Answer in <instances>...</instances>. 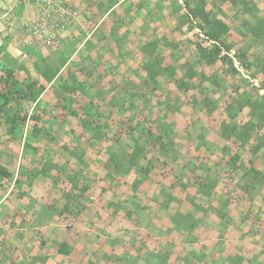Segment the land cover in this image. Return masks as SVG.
<instances>
[{"label": "crops", "instance_id": "obj_1", "mask_svg": "<svg viewBox=\"0 0 264 264\" xmlns=\"http://www.w3.org/2000/svg\"><path fill=\"white\" fill-rule=\"evenodd\" d=\"M100 1L91 0L86 12L104 7L106 0ZM127 5V0L116 1L90 32L88 24L93 19L85 12L55 40L81 43L71 58L56 69L57 75L48 88L53 89L74 57H82L73 68L89 74L83 75L84 89L90 91L84 97V101L89 98L88 102L83 101L87 114L72 113L67 102L52 100L46 117L56 116L52 119L61 127L42 129L34 143L36 150L24 147L32 122L15 131L18 139L0 129V164L10 172L8 177H0V264H264V225L230 223L223 231L215 223L188 226L184 219L175 218L183 207L177 201L179 188L169 192L171 179L155 183L152 172L146 177L140 167L122 163V158L132 152L134 139L116 140L117 122L167 123L172 122V117L178 124L188 121L192 124L191 134L186 132L192 135V141L185 145L184 131H177L174 144L183 166L201 151H221L225 145L221 136L234 147L233 141L227 142L233 132L232 124H225L224 131L203 132L202 126L194 125V115H187L189 120H184L179 112L175 116L169 114L170 72L165 69L168 64L148 66L151 59L138 66L127 60L134 49L139 54L145 49L143 42L144 47L132 49L133 34L120 32L122 25L133 22L130 13L117 15L124 6L130 12ZM121 57L125 58L124 63ZM9 63L18 72L24 71L18 63ZM93 89L95 92H91ZM42 104L40 98L26 105L31 113L35 107L42 108ZM61 104L66 107L63 111ZM200 116L208 119L203 113ZM52 119L50 124L56 125ZM91 120L99 126L92 127ZM219 120L226 121V115L221 112ZM236 149L243 146L238 144ZM8 152L14 156L6 155ZM202 196L199 199H206L205 205L216 208L222 200L220 193ZM263 196H258L261 201ZM259 208L253 203L241 215L264 218V212L258 213ZM228 209L234 215L238 212L236 205ZM201 254L203 259L197 260Z\"/></svg>", "mask_w": 264, "mask_h": 264}, {"label": "rangeland", "instance_id": "obj_2", "mask_svg": "<svg viewBox=\"0 0 264 264\" xmlns=\"http://www.w3.org/2000/svg\"><path fill=\"white\" fill-rule=\"evenodd\" d=\"M90 1L65 0L68 6L70 5L78 11L77 18L79 20L90 6ZM103 1L105 0L100 2ZM116 1L118 0H106L104 7H101L100 10L94 9L91 12H86L87 16L91 15L93 19V22L88 24L89 32L95 27L94 23L100 19V16H103L106 10ZM127 1L130 12L124 6L117 15L122 16L121 14L130 13L133 22L130 25H122L120 32L127 31L133 34V39L130 41L132 49H134L133 46L136 48L145 45V49L140 50L141 54L134 49L135 52L133 50L127 60L137 62V65L140 66L152 59L151 63L155 67L168 64V66L176 69L174 75L168 73V97L170 101L173 99L171 102L173 106L177 103L176 106H178L179 112L181 111L182 117L184 116V120H189L186 116L192 114L196 118V121H193L194 125L197 127L202 126L201 130L203 132L212 133L218 130H226L224 122L219 120L222 112L220 106L212 110L211 115H208L204 110L207 112L209 110L203 108L200 104L192 109L193 92L199 87H205L207 90V92H204L206 96L214 100L218 99L221 101L220 103L232 98L228 94L233 88L232 92L235 98L231 100L232 106L239 110V118L247 119L249 107L240 108L237 105L238 102H244L248 96H261L263 98L264 96L252 84L245 82L237 71L232 69L229 60H222L219 56L211 55L213 44H220L208 36L206 28L222 30L225 35L224 39L226 37L225 40H222L227 43L229 49L243 51L253 62L249 72L257 77V69L261 76H264V0ZM55 15L54 7L49 6L45 0H0V70L4 66L10 65L11 60L14 61V66L18 63L23 70L30 68L35 75L41 78L42 76L37 67L39 69H49L50 71L62 67L71 58L76 48L79 47L81 40L71 43L65 41V44L64 41H58L52 45H45L32 31L35 26L40 29V25L55 20ZM201 21L205 26L200 25L199 22ZM66 30L59 32L58 38ZM106 30L109 29L106 27ZM115 30H117V27ZM40 33L45 37L48 35L47 32L43 33L41 31ZM221 48L229 51L222 45ZM119 59L121 63H124L125 58L121 57ZM81 60L82 57H74L60 74L53 89L48 90L41 98L43 107L37 110V114L41 116V123H46L47 130L53 128L60 130L61 127V124L55 120L56 116L51 117L50 114L49 117H46V114L49 115L50 113L48 112L49 107L54 99L60 100L63 104L67 102L66 106L71 105V110L73 109L83 115L87 114L83 110H88V108L84 107L83 103H87L89 100V98H85L84 101L85 94L89 90L84 89L85 80L83 75L88 77L89 74L73 68L75 63H80ZM151 63H148V66ZM96 72L98 71L94 72L95 75H97ZM202 74L207 77H203ZM107 84L105 83V86ZM194 85L196 88H194ZM237 85L239 87H236ZM100 86L103 85L100 84ZM65 87H67V90H65ZM224 89L228 90V94L223 91ZM100 90L103 91L104 89ZM91 92H95V89ZM238 94L241 95V98L236 96ZM63 104H61L63 108L61 111L66 108L62 106ZM26 109H28V106H26ZM175 112L177 113L176 110ZM200 113L205 114L208 119L203 120ZM51 119L55 120L56 125L50 124ZM60 121L63 120L60 119ZM187 122H181L180 125L182 126L180 127L189 126ZM236 123L239 124L238 121ZM225 134H227V131ZM221 138L224 145L226 139L222 136ZM15 144L16 142H14V146ZM204 154L206 155V153ZM211 154L215 153L212 152ZM6 155L14 156L10 152ZM257 165L259 168H264V158H259ZM261 195H264V192L256 196L257 201L241 203L238 207L239 211L242 212L253 203L255 206H264V202L260 199ZM205 200L203 201L205 202ZM218 204L221 206V203L217 202V207ZM254 210L256 209L254 208ZM251 216L253 215L250 214L249 224L253 222V220L251 222Z\"/></svg>", "mask_w": 264, "mask_h": 264}, {"label": "trees", "instance_id": "obj_3", "mask_svg": "<svg viewBox=\"0 0 264 264\" xmlns=\"http://www.w3.org/2000/svg\"><path fill=\"white\" fill-rule=\"evenodd\" d=\"M199 23L205 26L202 21ZM206 33L211 39L218 41L217 43L220 44H213L211 55L219 56L222 60H229L232 69L237 71L245 82L251 84L234 67L229 55L221 48L222 45L226 50L229 49L224 41L226 37L224 39L225 35L222 30L206 28ZM231 50L229 49V51ZM242 52L235 50L236 57L245 68L251 69L253 62ZM149 63L151 62L149 61ZM151 67L154 66L151 65ZM37 68L43 77L42 79L32 75L28 69L20 73L14 67L4 66L0 70V129L5 128L8 135L18 139L15 131L18 129L23 130L28 122H32V132H29L30 136L26 138L24 147L33 150L37 149L34 143L37 141L39 132L46 128V123H41V116L37 114L36 107L29 113L26 104L34 103L42 98L49 90V84L57 75L55 69L50 71L49 69ZM165 69L171 75L176 73V69L172 66H166ZM256 75L264 85V76H261L257 69ZM236 87H239V85ZM194 88H196L195 85ZM255 89L258 91L256 87ZM65 90H67V87H65ZM232 90L233 88H231L229 94L228 90H223L232 98L224 100L223 105H219L220 100L208 98L204 93L207 92L206 88L199 87L193 92L191 103L192 109L200 104L203 108L208 109L210 113L218 106L221 107L222 113L226 115L224 124L230 125V127L231 124L233 125L231 127L233 131L231 135H233H230L227 142L233 141L234 147H230L228 143H225L221 151L215 154L206 153L205 155L203 152L194 154L184 166L179 162L180 154L175 150L174 144L177 142V131H184V144L187 143V146L188 143L190 144L192 141L190 126L192 124L180 128V123L178 124L176 117H172V122L167 123L160 120H138L137 123L117 122L115 126L114 138L116 140L134 139L133 150L125 158H122V163L140 167L141 174L146 175V177H150L149 175L152 172L155 183H164L165 178L171 179V183L168 185L169 192L172 194L171 191L176 190V187L179 188L177 201L183 207V212L179 211L175 218L184 219L185 224L188 226L207 227L208 224L215 223L218 229L223 231L230 223L238 224L246 221V226H254L257 223L264 225V218L256 215L251 216V222L252 220L253 222L249 224L250 215L249 217H243L238 209L244 199H248L252 203L259 193L264 192V168H259L257 165V160L264 158V98L261 96H248L244 102H238L237 105L240 108L249 107V116L247 115V119L242 117L240 118L241 121L237 119L234 121L235 118L239 117V110L232 106L231 100L235 98ZM236 96L241 98L240 94ZM176 105L177 103L173 106L169 101L170 115H174L175 110L179 112ZM71 112L75 113L76 111L72 109ZM237 121L239 124L236 123ZM85 122L88 121H84V124ZM89 124L92 127L99 126L95 120L89 121ZM186 131H189L190 134ZM238 144L239 147L243 146V149H236ZM116 166L119 167L120 163ZM186 166H188L187 170L184 171L183 167ZM9 174L8 169L3 168L0 164V177H8ZM214 193H220L222 197V200L218 201L221 206L218 204L217 208L213 205H205L203 199H199L201 195L205 198ZM193 194H195L194 197L191 196ZM172 198L173 196H171ZM262 201L264 202V196ZM230 205H236L238 212L235 215L228 209ZM259 207L258 213L264 212V206L260 205ZM213 217H215L214 220H212ZM175 218L173 219L176 220ZM174 220H171L173 224ZM196 259L202 260V254L201 257Z\"/></svg>", "mask_w": 264, "mask_h": 264}, {"label": "built area", "instance_id": "obj_4", "mask_svg": "<svg viewBox=\"0 0 264 264\" xmlns=\"http://www.w3.org/2000/svg\"><path fill=\"white\" fill-rule=\"evenodd\" d=\"M49 6L54 7V11L56 13L55 20L47 21L45 24L40 25V29L38 26H35L32 31L37 38L41 40V42L45 45L54 44L55 40L58 39L59 32L66 30L70 24H72L78 15V11L73 9L70 5L66 4L65 0H45ZM41 31L47 32L48 35L45 37L40 33ZM226 53L231 58L234 67L240 71V73L248 79V81L254 85L258 91L264 96V85L263 82L258 77H254L248 68H245L240 60L236 57L235 51H226Z\"/></svg>", "mask_w": 264, "mask_h": 264}]
</instances>
